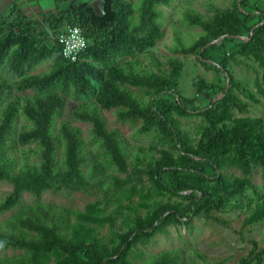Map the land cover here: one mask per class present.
<instances>
[{
    "label": "trees",
    "instance_id": "trees-1",
    "mask_svg": "<svg viewBox=\"0 0 264 264\" xmlns=\"http://www.w3.org/2000/svg\"><path fill=\"white\" fill-rule=\"evenodd\" d=\"M170 1L140 0L137 21L132 19L135 8L127 0H102L100 10L91 1L53 0V9L43 13L40 18H30L16 4L7 14L0 11V64L5 63V68L19 77L17 87L47 90L59 84L61 90V93L45 92L26 97L21 104L19 99H8L0 111V178L13 184V190L0 202V213L18 201L23 189L39 195L57 183L66 188H78L75 184L87 179L83 166L88 154L83 150L80 130L64 123L61 135L53 131L54 117L64 106L62 93H67L69 85L75 86L76 91L82 94L94 93L95 84L100 85L102 89L98 96L102 106H123L124 109L118 110L121 117L142 119L138 132L155 129L169 136L176 144L179 159L170 153L157 155L153 147L139 146L130 151L117 133L107 129L106 120L100 115L98 107L83 104L74 109L81 120L92 124L99 146L112 156L122 172L128 173L126 180L117 179L121 183H118L119 187L130 181L141 183L145 176L154 179L170 193L178 195L189 192L185 196L192 200L182 210L160 208L148 223L138 221L139 226L128 234L117 235L121 244L111 253L107 249L100 251L83 242H76L64 231L59 232V221L64 219L67 210L50 205L40 206L38 212L41 215L32 210L25 214V225L36 235L0 223V248L26 250L24 257L0 258V264H44L43 258L51 251H56L58 256L67 254L66 260L60 264H128L129 247L133 240L158 231L167 218L174 222L188 220L192 214L200 211L208 218L212 209L226 208L230 204L227 195L240 192L250 185L246 179L225 178L222 173L225 155L233 153L242 162L251 158L264 169V130L256 131V123L243 119H237L231 129L219 124L227 116L235 87L246 95L251 94L229 72L226 64L228 52H231V58L235 53L252 58L261 67L258 87L264 90V0H254V4L251 0H234L231 7L216 9L217 14L223 17L217 23L218 28L197 10L184 11L186 25L199 27L202 33L189 44H185L183 38L176 34L173 51L195 53L200 63L213 69L224 82L223 86H218L198 80L197 92L204 94L202 105H196L193 100L181 95L176 79L180 66L174 57L168 60L171 71L153 62L161 72L158 74L129 60L114 65L105 80L100 67L132 57L161 37L158 23L161 11L156 6H167ZM63 3L65 6L60 7ZM66 26L79 27L89 41L76 61H70L61 54L57 36ZM221 36L223 38L218 40ZM48 59L52 65L45 72H28ZM129 85L150 88L148 99L144 101L128 88ZM9 89V82L0 75V104ZM235 102L243 105L239 99ZM20 108L34 123L30 133L24 135L40 143V163L15 174L4 148ZM176 114H200L210 122L201 130L196 146L187 142L174 120ZM61 138L63 156L58 160L56 154ZM261 221H264V198L253 202L242 226ZM250 242V253L240 257L238 264H263L264 249L257 250V243ZM181 253L176 248L166 249L150 257L144 264H181ZM194 255L205 261L197 251Z\"/></svg>",
    "mask_w": 264,
    "mask_h": 264
},
{
    "label": "rangeland",
    "instance_id": "rangeland-1",
    "mask_svg": "<svg viewBox=\"0 0 264 264\" xmlns=\"http://www.w3.org/2000/svg\"><path fill=\"white\" fill-rule=\"evenodd\" d=\"M82 1H91L97 10L101 9L102 0ZM127 1L134 6L135 12L132 19L137 21L140 0ZM233 1L171 0L167 6L157 5L156 9L161 11L158 22L161 37L152 45L143 47L132 57H125L116 61L115 64L100 67L105 80L108 79L109 70L114 65L124 64L129 60L158 74L161 72L153 62L171 71L168 60L174 57L180 66L176 79L181 95L193 100L196 105H202L204 94L197 92L198 80L215 83L218 86H223L224 82L218 78L213 69L201 64L195 53L173 51L176 34L183 38L185 44H189L202 33L201 28L186 25L184 20L186 9L197 10L215 28H218L217 23L223 17L217 14L216 9L229 8L233 5ZM251 3L254 4V0H251ZM41 4H44L41 7L43 13L53 9L54 5L53 0H41ZM64 6L65 3L60 5V7ZM3 13L7 14V12ZM222 38L223 36L218 40ZM230 54L231 52L227 53L226 59L229 72L241 81L251 94L246 95L244 91L235 87L231 94L233 102L227 108V116L219 124L223 128L231 129L237 119H243L256 123V131L264 130V90L258 87L261 82V67L252 58H245L239 53H235L231 58ZM51 65L52 61L48 59L28 72L40 74L48 70ZM5 67V63L0 64V75L9 82L10 89L0 104V111L8 99H19L21 104L24 98L36 94L61 93L59 84L47 90L19 89L16 84L19 77ZM128 88L139 94L144 101L148 99L150 88L134 85H129ZM100 89L102 87L95 84L94 93L82 94L76 91L75 86L69 85L67 93H62L65 100L64 106L53 120V131L57 135H61V126L64 123L80 130L82 147L88 154L87 162L83 166V172L87 177L85 182L75 184L78 188H66L57 183L53 188L44 189L39 195L23 189L18 201L0 213V223L13 225L26 233L36 235L25 225L26 212L32 210L33 213L40 214L38 207L46 205L61 207L67 212L64 219L59 221V232L64 231L76 242H83L100 251L107 249L111 253L121 244L117 235L128 234L139 226L138 221L148 223L154 212L160 208L174 207L182 210L192 202L191 198L186 197L189 192H181L178 195L170 193L161 188L154 179L145 176L142 177L141 183L130 181L118 186V183L120 185L121 183L117 182V179L126 180L128 173L122 172L112 156L99 146L98 139L93 135L92 124L81 120L74 113V109L81 105L91 104L98 107L100 115L106 120L107 129L117 133L130 151L142 146L153 147L157 155L170 153L179 159V154L174 141L160 131L152 129L147 132H138L142 119L134 116L121 117L118 110L124 109L123 106H102L98 96ZM236 99H239L243 105L239 106L235 102ZM174 120L191 146L197 145L203 127L210 125L207 118L200 114L193 116L176 114ZM33 127L34 123L20 108L4 148V154L10 160L11 169L15 174L21 173L28 166L32 169L40 163V143L24 135L30 133ZM56 155L58 160L63 156L62 138ZM222 173L228 180L246 179L250 185L245 186L240 192L227 195L230 204L226 208L212 209L208 218L201 211L192 214L188 220L174 222L167 218V221L161 224V228L150 236H141L136 240H133L131 236L133 241L129 247L128 264H144L150 257L161 251L175 248L182 252L181 264H238L240 257L250 253L252 248L250 241L257 243V250L264 249V221L242 226L253 202L264 198V169L251 158L242 162L233 153H229L223 158ZM12 190V182L0 178V202ZM195 251L204 256V262L194 255ZM25 255L24 249L0 248V258H18ZM66 257L65 253L58 256L56 251H51L43 258V263L60 264L66 260Z\"/></svg>",
    "mask_w": 264,
    "mask_h": 264
},
{
    "label": "built area",
    "instance_id": "built-area-1",
    "mask_svg": "<svg viewBox=\"0 0 264 264\" xmlns=\"http://www.w3.org/2000/svg\"><path fill=\"white\" fill-rule=\"evenodd\" d=\"M61 45V54L70 61H76L87 48L89 41L77 26H66L57 36Z\"/></svg>",
    "mask_w": 264,
    "mask_h": 264
},
{
    "label": "crops",
    "instance_id": "crops-1",
    "mask_svg": "<svg viewBox=\"0 0 264 264\" xmlns=\"http://www.w3.org/2000/svg\"><path fill=\"white\" fill-rule=\"evenodd\" d=\"M13 4H16L30 18H39V16L43 14L41 7L44 4H41V0H0V11L9 13Z\"/></svg>",
    "mask_w": 264,
    "mask_h": 264
}]
</instances>
